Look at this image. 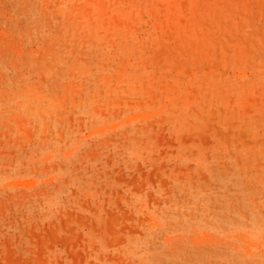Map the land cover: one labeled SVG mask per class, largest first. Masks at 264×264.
I'll list each match as a JSON object with an SVG mask.
<instances>
[{
  "label": "rangeland",
  "instance_id": "obj_1",
  "mask_svg": "<svg viewBox=\"0 0 264 264\" xmlns=\"http://www.w3.org/2000/svg\"><path fill=\"white\" fill-rule=\"evenodd\" d=\"M0 264H264V0H0Z\"/></svg>",
  "mask_w": 264,
  "mask_h": 264
}]
</instances>
